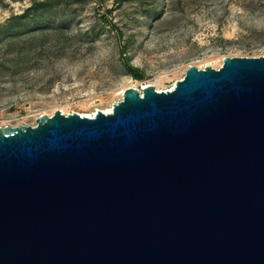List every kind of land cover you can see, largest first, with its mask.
Here are the masks:
<instances>
[{"label": "water", "instance_id": "1", "mask_svg": "<svg viewBox=\"0 0 264 264\" xmlns=\"http://www.w3.org/2000/svg\"><path fill=\"white\" fill-rule=\"evenodd\" d=\"M0 264H264V56L0 128Z\"/></svg>", "mask_w": 264, "mask_h": 264}, {"label": "rangeland", "instance_id": "2", "mask_svg": "<svg viewBox=\"0 0 264 264\" xmlns=\"http://www.w3.org/2000/svg\"><path fill=\"white\" fill-rule=\"evenodd\" d=\"M261 56L264 0H0V128L95 115L128 88L170 90L190 65Z\"/></svg>", "mask_w": 264, "mask_h": 264}, {"label": "trees", "instance_id": "3", "mask_svg": "<svg viewBox=\"0 0 264 264\" xmlns=\"http://www.w3.org/2000/svg\"><path fill=\"white\" fill-rule=\"evenodd\" d=\"M22 18H24V17H22ZM24 27H26V26H21V27H19V30H22ZM10 29H11V31L12 32H16L12 27H9ZM63 34V33H62ZM66 38V41L68 42L69 40H70V38L69 37H65ZM36 38L35 37H32L31 38V48L30 49H28V52H27V54H29L30 52H31V50H32V48H34L35 47V42H36V40H35ZM42 47L44 46V45H41ZM22 54V53H21ZM39 55L41 56V54L39 53ZM123 66H124V68H125V70L131 75V77L134 79V80H142V75H140L136 70H134V69H132L129 65H128V63H127V60L126 59H123Z\"/></svg>", "mask_w": 264, "mask_h": 264}, {"label": "bare ground", "instance_id": "4", "mask_svg": "<svg viewBox=\"0 0 264 264\" xmlns=\"http://www.w3.org/2000/svg\"><path fill=\"white\" fill-rule=\"evenodd\" d=\"M146 86V85H145ZM145 86H143V87H145ZM142 87V88H143ZM173 88V87H172ZM171 88V89H172ZM170 89V90H171ZM124 92V91H123ZM123 92L121 93V97H122V94H123ZM139 93L141 94V90H139ZM111 111H112V109L111 108H109V109H106V110H103L102 112L104 113V114H108V113H111ZM81 116H86V117H89V118H93L94 117V114H90V115H83V114H80Z\"/></svg>", "mask_w": 264, "mask_h": 264}]
</instances>
